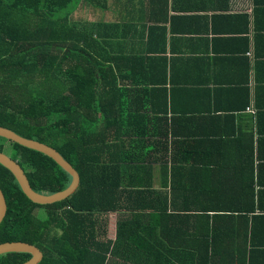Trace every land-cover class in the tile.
Segmentation results:
<instances>
[{"label": "trees", "instance_id": "1", "mask_svg": "<svg viewBox=\"0 0 264 264\" xmlns=\"http://www.w3.org/2000/svg\"><path fill=\"white\" fill-rule=\"evenodd\" d=\"M82 2L93 8L107 3L0 0V127L53 147L80 175L66 201L40 206L0 165L7 208L0 244L34 245L44 255L40 264L249 259L253 247L246 235L243 251L234 245V260L227 251L241 237L239 227L249 231V218L197 202L205 189L193 182L194 165L202 164L191 152L206 144L176 140L173 133L175 123H189L188 111L174 103V91L178 100L195 97L191 86L197 82L189 76L201 58L167 57L164 41L127 48L119 23L72 20ZM0 152L18 163L35 192L54 194L72 182L41 152L3 138ZM39 210L46 212L45 220L35 217ZM112 215L114 240L108 238ZM30 257L7 253L0 264H22Z\"/></svg>", "mask_w": 264, "mask_h": 264}, {"label": "crops", "instance_id": "2", "mask_svg": "<svg viewBox=\"0 0 264 264\" xmlns=\"http://www.w3.org/2000/svg\"><path fill=\"white\" fill-rule=\"evenodd\" d=\"M106 2L102 8L82 2L71 18L119 23L127 48L164 41L167 57L201 58L189 76L197 82L191 86L195 97L178 100L174 91V103L188 111L189 123H175L173 133L176 140L206 144L191 152L202 164L194 165L193 182L205 189L197 202L230 207L250 220L249 231L239 227L241 237L227 249L233 260L236 248L244 250L246 235L253 249L239 264H264V0ZM115 235L112 215L108 238Z\"/></svg>", "mask_w": 264, "mask_h": 264}, {"label": "water", "instance_id": "3", "mask_svg": "<svg viewBox=\"0 0 264 264\" xmlns=\"http://www.w3.org/2000/svg\"><path fill=\"white\" fill-rule=\"evenodd\" d=\"M0 138L18 144L19 146L24 147L26 149L38 151L47 155L48 157L52 158L65 172L70 174V176L72 177L71 184L68 188L63 191L54 194H44L35 192L32 190L31 187H29L27 179L22 169L18 166V163L3 154L2 152H0V165L4 166L12 173L15 180L17 181V185L20 191L27 199H29L31 203L40 206L53 205L66 201V199H68L72 194L75 193L80 184V175L77 170L56 149L39 141L20 137L15 132L4 127H0ZM6 209L7 208L5 198L0 189V224L5 218ZM7 253L30 254V259H28L22 264H40L44 256L43 252L38 247L24 242L1 243L0 255Z\"/></svg>", "mask_w": 264, "mask_h": 264}, {"label": "rangeland", "instance_id": "4", "mask_svg": "<svg viewBox=\"0 0 264 264\" xmlns=\"http://www.w3.org/2000/svg\"><path fill=\"white\" fill-rule=\"evenodd\" d=\"M34 215H35V217L38 218L39 220H44V219H45V213H44V211H41V210L36 211V212L34 213Z\"/></svg>", "mask_w": 264, "mask_h": 264}]
</instances>
